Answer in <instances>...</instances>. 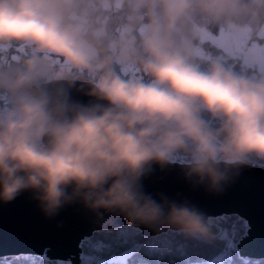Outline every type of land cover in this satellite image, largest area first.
Returning a JSON list of instances; mask_svg holds the SVG:
<instances>
[{
  "label": "clouds",
  "instance_id": "1",
  "mask_svg": "<svg viewBox=\"0 0 264 264\" xmlns=\"http://www.w3.org/2000/svg\"><path fill=\"white\" fill-rule=\"evenodd\" d=\"M253 35L264 0H0V203L26 194L47 220L77 207L212 244L210 218L142 178L178 167L218 195L264 161V73L234 66ZM234 40L231 61L204 48Z\"/></svg>",
  "mask_w": 264,
  "mask_h": 264
},
{
  "label": "water",
  "instance_id": "2",
  "mask_svg": "<svg viewBox=\"0 0 264 264\" xmlns=\"http://www.w3.org/2000/svg\"><path fill=\"white\" fill-rule=\"evenodd\" d=\"M70 102H87L88 98L73 87L68 92ZM243 174V175H242ZM144 191L163 193L170 199L187 200L208 218L223 213H236L246 219L248 227L236 243L240 255L264 256V167L248 163L239 175L224 186L221 194H211L192 187L178 167L161 170L158 166L142 178ZM59 225V226H58ZM121 225L138 227L143 234L153 235L168 228L153 229L123 217L106 215L96 220L81 208L70 207L54 219H45L27 195L11 203H0V255L31 253L49 259L68 260L83 264L81 240L95 230ZM216 231H219L217 224Z\"/></svg>",
  "mask_w": 264,
  "mask_h": 264
},
{
  "label": "trees",
  "instance_id": "3",
  "mask_svg": "<svg viewBox=\"0 0 264 264\" xmlns=\"http://www.w3.org/2000/svg\"><path fill=\"white\" fill-rule=\"evenodd\" d=\"M211 32L216 34L218 30L212 28ZM253 44L264 46V36L253 35L247 39L244 48ZM204 48L208 55L229 58L230 61L232 54L238 49L236 41L227 47L206 43ZM234 66L249 74L264 73V66L261 67L258 62L250 59L247 65L242 66L237 62ZM2 104L3 98L0 97V105ZM253 161L264 166V161ZM211 217L219 227L217 239L212 244L185 240L170 229L145 235L136 226L121 225L95 230L84 237L80 242V257L83 264L91 260L96 261V264H208L211 259L226 255V259L220 264H264V256H244L238 252L236 243L248 227L245 218L236 213ZM63 262L67 261L31 253L0 255V264H64Z\"/></svg>",
  "mask_w": 264,
  "mask_h": 264
},
{
  "label": "rangeland",
  "instance_id": "4",
  "mask_svg": "<svg viewBox=\"0 0 264 264\" xmlns=\"http://www.w3.org/2000/svg\"><path fill=\"white\" fill-rule=\"evenodd\" d=\"M212 34L216 35L217 33L216 34L212 33ZM241 39H243V38H241ZM235 41L237 42V47L239 48L241 46L240 40L228 41V42H225L222 46L227 47L230 44L235 43ZM244 49H245V52L248 54V59L258 62L261 67L264 66V46L263 45L253 44V45H250L248 47H245ZM249 163L263 166L261 164H257L253 160L249 161ZM208 218L211 219V222L213 224H216L215 221L212 219V217L209 216ZM226 257H227L226 255H223L220 257H215V258L211 259L210 261H208V264H220L226 259ZM63 261H67V262H63L64 264H67V263L71 264L70 261H68V260H63ZM92 262H94V261L93 260L88 261L87 264H91ZM95 263H96V261H95ZM190 264H197V263H190Z\"/></svg>",
  "mask_w": 264,
  "mask_h": 264
},
{
  "label": "built area",
  "instance_id": "5",
  "mask_svg": "<svg viewBox=\"0 0 264 264\" xmlns=\"http://www.w3.org/2000/svg\"><path fill=\"white\" fill-rule=\"evenodd\" d=\"M44 257H45V256H44ZM55 264H60V263H55ZM91 264H96V263H95V261H94V262H92Z\"/></svg>",
  "mask_w": 264,
  "mask_h": 264
},
{
  "label": "bare ground",
  "instance_id": "6",
  "mask_svg": "<svg viewBox=\"0 0 264 264\" xmlns=\"http://www.w3.org/2000/svg\"><path fill=\"white\" fill-rule=\"evenodd\" d=\"M42 256H44V255H42ZM46 257V256H45Z\"/></svg>",
  "mask_w": 264,
  "mask_h": 264
},
{
  "label": "snow or ice",
  "instance_id": "7",
  "mask_svg": "<svg viewBox=\"0 0 264 264\" xmlns=\"http://www.w3.org/2000/svg\"><path fill=\"white\" fill-rule=\"evenodd\" d=\"M243 175V174H242Z\"/></svg>",
  "mask_w": 264,
  "mask_h": 264
}]
</instances>
